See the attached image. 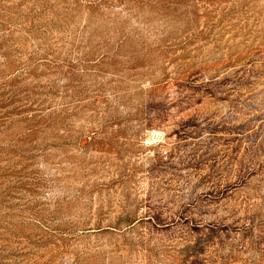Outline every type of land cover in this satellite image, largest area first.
Listing matches in <instances>:
<instances>
[{"label":"rangeland","instance_id":"obj_1","mask_svg":"<svg viewBox=\"0 0 264 264\" xmlns=\"http://www.w3.org/2000/svg\"><path fill=\"white\" fill-rule=\"evenodd\" d=\"M0 264H264V0H0Z\"/></svg>","mask_w":264,"mask_h":264}]
</instances>
